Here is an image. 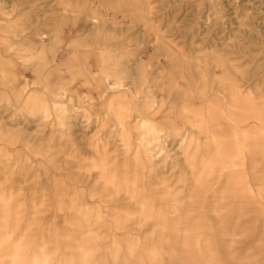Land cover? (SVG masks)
<instances>
[{
	"label": "rangeland",
	"instance_id": "1",
	"mask_svg": "<svg viewBox=\"0 0 264 264\" xmlns=\"http://www.w3.org/2000/svg\"><path fill=\"white\" fill-rule=\"evenodd\" d=\"M0 264H264V0H0Z\"/></svg>",
	"mask_w": 264,
	"mask_h": 264
},
{
	"label": "bare ground",
	"instance_id": "2",
	"mask_svg": "<svg viewBox=\"0 0 264 264\" xmlns=\"http://www.w3.org/2000/svg\"><path fill=\"white\" fill-rule=\"evenodd\" d=\"M105 1H103V4H104ZM107 3V2H106ZM147 3V1H146ZM145 3V5H146ZM102 4V5H103ZM64 7V6H63ZM80 12V11H79ZM83 12V11H82ZM115 12V11H114ZM70 15V14H69ZM128 16V15H127ZM37 20V19H36ZM101 20V19H100ZM107 20V19H106ZM112 21V20H111ZM142 22V21H141ZM51 23V22H50ZM113 23V22H112ZM136 23V22H135ZM151 23V22H150ZM116 24V23H115ZM132 24V23H131ZM155 26V25H154ZM157 28V27H156ZM159 30V29H157ZM162 39V38H161ZM42 40V39H41ZM69 44V43H68ZM72 44V43H70ZM69 44V45H70ZM68 46V45H67ZM82 50V49H81ZM176 50V49H175ZM59 52V51H58ZM180 52V51H179ZM54 53V52H53ZM62 55V54H61ZM187 57V56H186ZM37 58V57H36ZM94 59V57H91ZM184 60V59H183ZM183 66V65H181ZM35 67H38V66H35ZM180 68V67H179ZM180 70V69H179ZM191 70V69H190ZM68 73V72H67ZM104 73V71H103ZM183 78V77H182ZM62 79V78H61ZM181 79V78H180ZM105 80V79H104ZM106 81V80H105ZM105 84V83H104ZM107 85V84H106ZM122 85V84H121ZM99 86V85H98ZM97 86V87H98ZM125 86V85H124ZM115 87V86H114ZM113 87V88H114ZM117 87V86H116ZM128 87V85H127ZM142 87V86H141ZM140 87V88H141ZM118 88V87H117ZM120 88V87H119ZM122 88V87H121ZM111 89V87H110ZM124 89V88H123ZM121 90V89H120ZM123 91V90H122ZM53 93V92H52ZM61 95V94H60ZM137 95V94H136ZM135 95V96H136ZM100 96V95H99ZM137 97V96H136ZM57 98V97H55ZM107 98V97H106ZM134 98V97H133ZM53 101V100H52ZM123 103V98H120L119 95H113L111 97H109V99H106L104 100V102H101L100 104L106 109L105 111H112L114 116V126L116 128V136L118 137V139L123 143L125 142L128 138H131V134L132 132L131 131H127V127L129 128L128 126V123H126L127 119L129 118V113L125 114V113H121L120 109H119V112L116 110V106L118 105V103ZM53 105V104H52ZM126 111H128V109H126ZM144 117V116H143ZM139 125L137 126H140V124L143 125L144 127V130L142 132H138V129H137V126H136V129H135V135H136V138L137 139H141V140H146L148 137H150L152 135V133L154 132V128H153V125L152 123L150 122V120L148 118L145 117L144 121L142 120H139ZM127 137V139H125Z\"/></svg>",
	"mask_w": 264,
	"mask_h": 264
}]
</instances>
